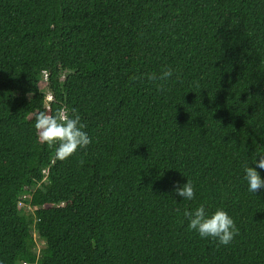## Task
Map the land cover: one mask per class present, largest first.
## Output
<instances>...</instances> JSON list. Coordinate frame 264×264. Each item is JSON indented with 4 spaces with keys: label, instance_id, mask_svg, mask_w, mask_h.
<instances>
[{
    "label": "trees",
    "instance_id": "16d2710c",
    "mask_svg": "<svg viewBox=\"0 0 264 264\" xmlns=\"http://www.w3.org/2000/svg\"><path fill=\"white\" fill-rule=\"evenodd\" d=\"M60 107L92 141L64 161L34 128ZM260 153L264 0H0V264H264ZM201 204L229 245L188 228Z\"/></svg>",
    "mask_w": 264,
    "mask_h": 264
},
{
    "label": "clouds",
    "instance_id": "9594fccd",
    "mask_svg": "<svg viewBox=\"0 0 264 264\" xmlns=\"http://www.w3.org/2000/svg\"><path fill=\"white\" fill-rule=\"evenodd\" d=\"M174 70L165 67L159 74L143 73L140 76L131 77V80L147 79L150 83H157L159 90L163 91L165 84L173 77ZM176 80H180V75L176 74ZM34 128L41 143H46L50 147L55 146V158L64 161L74 155L80 149H86L91 144V138L84 130L85 125L81 122V117L76 109L57 108L55 112L51 110L39 111L34 114ZM81 160L80 164L83 165ZM253 166H245V180L248 190L252 193L264 188V179L261 178L257 168L264 170V153L256 156ZM177 196L183 200L191 201L195 198V188L191 180H187L184 185L178 183L174 185ZM179 212V209H177ZM184 217L188 220V228L196 231L203 239L211 238L218 246L229 245L234 238L239 235V229L234 220L223 208H218L214 213L209 214L203 204L193 211L185 210Z\"/></svg>",
    "mask_w": 264,
    "mask_h": 264
},
{
    "label": "rangeland",
    "instance_id": "374dc122",
    "mask_svg": "<svg viewBox=\"0 0 264 264\" xmlns=\"http://www.w3.org/2000/svg\"><path fill=\"white\" fill-rule=\"evenodd\" d=\"M42 90L46 93V94H49L47 91H46V88H42ZM25 199H28V197H25ZM21 208L23 209H29L27 205H24V204H21L19 205ZM44 247V243L42 241H40L39 239H36V251L42 249Z\"/></svg>",
    "mask_w": 264,
    "mask_h": 264
},
{
    "label": "built area",
    "instance_id": "2783aa9c",
    "mask_svg": "<svg viewBox=\"0 0 264 264\" xmlns=\"http://www.w3.org/2000/svg\"><path fill=\"white\" fill-rule=\"evenodd\" d=\"M22 198H25V197H22ZM18 205H21V202H20V203H18ZM23 264H25V263H23Z\"/></svg>",
    "mask_w": 264,
    "mask_h": 264
}]
</instances>
